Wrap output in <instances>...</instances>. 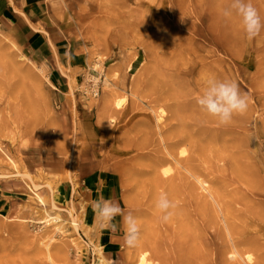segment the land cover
<instances>
[{
	"label": "rangeland",
	"instance_id": "1",
	"mask_svg": "<svg viewBox=\"0 0 264 264\" xmlns=\"http://www.w3.org/2000/svg\"><path fill=\"white\" fill-rule=\"evenodd\" d=\"M46 1L61 32L85 56L87 64L85 69L69 75V93L61 95L53 84L52 70L31 56L20 34L0 27V146L24 175L13 177L15 169L0 152V176H11L0 177V181L16 179L25 187L19 205L7 213L0 212V264H98L96 249L101 247L92 232L90 236L84 229L77 235L73 233L70 211L74 209V216L80 218L79 211L71 202H62L58 192L61 185L55 181L68 168L72 156L74 171L69 182L77 185L92 178L104 182L111 179L118 190V205L125 215L135 216L141 226L140 247L127 246L115 262L105 259L111 264H138L145 252L150 264H160L154 249H166L170 239L180 233L183 237L185 219L180 211L187 207L191 192L185 186H194L202 202L208 196L173 161L159 166L170 159L166 144L178 140L169 138L189 132L185 133L180 122L174 120L175 101L158 80L161 69L173 65L175 57L181 55L196 63L189 80L191 101L197 103L206 88L205 74L235 81L249 101L247 112L227 125L219 124L197 104L184 116L195 113L214 122L192 129L193 134L208 136L221 128L228 130V144L214 148L218 158L212 155L211 169L198 177L207 183L206 188L219 203L209 197L207 211L199 206L190 210L184 222L190 234L188 241L194 250L205 246L213 250L208 264L221 263L220 250L225 251L228 262L247 264L242 258L251 255L250 264H258L264 248L255 250L245 241L260 234L264 243V31L248 41L240 18L222 15L231 0L222 4L212 0L209 4L208 0ZM251 3L264 18V0ZM202 17L210 19L209 25L200 20ZM190 21L193 31L185 27ZM219 31L228 34V55L198 38ZM189 37L197 40L194 58L187 55ZM198 57L218 63L217 67L208 72ZM24 66L39 78H30ZM119 101L121 108L116 107ZM159 116L163 118L160 121ZM208 145L205 142L204 146ZM190 146L181 144L173 152L180 157L182 151H190ZM223 149L227 153L219 159L218 152ZM221 159H225L227 169ZM165 169L171 173L161 179ZM222 171L227 176L223 177L224 184L219 182ZM33 185L39 186L49 209L56 195L65 234L38 223L42 213L37 212L38 205L30 197L29 187ZM250 188L255 190L254 195ZM171 192H175L176 207L171 219L163 222L156 202L161 193L170 200ZM20 217L35 222H21L17 219ZM187 264L206 263L194 256Z\"/></svg>",
	"mask_w": 264,
	"mask_h": 264
},
{
	"label": "bare ground",
	"instance_id": "2",
	"mask_svg": "<svg viewBox=\"0 0 264 264\" xmlns=\"http://www.w3.org/2000/svg\"><path fill=\"white\" fill-rule=\"evenodd\" d=\"M212 1L214 4L224 3V0H212ZM207 2L209 4L210 0H208ZM200 20L201 21L203 20L207 25H209L210 23V19H207L205 17H202V19ZM185 24H186L185 27L188 30H191V31L194 30L193 22L190 21ZM198 38L203 39L204 41H207L208 44L214 45L216 48L227 52V55H228V34H226L224 31L211 33V35L202 34L200 37L198 36ZM161 39L162 37L159 38L157 44L161 43L160 41ZM196 42H197L196 38L189 37L188 40H186V44H185V46H187V49H186L187 55L191 57L193 56V58L196 57L194 56L195 53L193 52L194 50L193 46ZM205 52L212 53L211 51H208V50H206ZM181 56L175 57L176 59L174 60L173 65L165 66L164 68L161 69L162 71H161V74H159L158 76V80L160 81L161 84H163L165 89L167 88L166 92L167 94H169L170 99L175 101L176 111L174 114V120L180 122V124L182 125L181 127L183 128L182 130L184 132L185 131H189V132L188 133L185 132L186 136H182L183 133H181V135L180 133H177V134L172 135V138H169L171 141L178 139L176 142H173L172 145L166 144L165 146V148L168 150L167 153L171 160L166 159L165 162L161 161L159 163V166H161L162 164L171 163V161H173L177 166H179L182 170H184L188 174L187 179L192 178L197 182V184L199 185V190L201 189L208 193V196L206 197L205 201L202 202L200 201L199 197L196 196L194 186L192 185L185 186L186 188H190L191 190L190 195L188 199L186 200V202L188 203L187 207H185L183 211H180L183 219H185L184 222H186L188 221V217L191 214L190 210L194 208V206H199L204 211H207V209L210 208V204L208 203L209 197L213 199L216 204L219 203L216 200V198H214L213 195L210 193V190L206 188L207 183L200 181L198 177L201 175L202 172L209 171V168H210L209 165L211 164V161L209 160L211 159L212 155L218 158V155H215L214 148L216 146H219L220 144H223V145L228 144V141L226 140V138L228 137V130H223V128H221L222 130L218 129V132H213V131L209 132L208 136L207 135L205 136L203 134L190 133V131L194 128H198L205 124H213L214 122L208 118L201 117V115H195V113L191 117L184 118V116H186V113H188L187 111H189L190 108H192L193 106L197 104L189 99L191 95L190 93L192 90L191 84L189 83V80L191 77V68L196 63L194 59H189V58L185 59V57H181ZM199 60L202 62L203 69L207 70L208 72L215 69L218 64L215 62L208 61L209 59H205V58H199ZM24 69L28 71V75L30 76V78H35V77L39 78L38 75L32 69L25 67V66H24ZM204 77L205 78L207 77L206 78L207 81L209 78H212L208 76L207 74H205ZM68 78L72 81V78L70 76H68ZM218 80H228V79L226 78V76H224L223 79L220 78ZM116 107L121 108L122 101L117 102ZM162 119H163L162 116H159L157 118L158 121ZM205 142H209V145L206 147L204 146ZM185 143H189L192 145L190 146V151H182L180 153L181 155L180 157L176 156L173 152L174 147H179L181 144H185ZM0 152L4 154L6 159L10 162L12 167L15 169L16 174L12 176L13 177L24 176L23 174L18 172V167L16 163L13 161V159L10 157L9 154L3 151L1 146H0ZM218 153L221 156L219 157L220 159V158H223L222 154L227 153V150L223 149ZM186 154H190V155H186ZM70 160L71 161L68 164V168L55 177L56 184L62 185L72 180V175L74 171L73 164L75 162L74 161L75 157L72 156ZM221 162H223L226 165V169H227L228 165L225 162V159H221ZM196 163L200 166L195 165ZM159 166L155 164L154 169H157ZM205 166H208V167L205 168ZM225 172L222 171V174H223L222 179L219 180V182L222 184L225 183V178L227 177L225 175ZM249 172H251V174L253 175V172L251 170H249ZM170 173H171L170 170L165 169L162 172L161 179H163L164 176H169ZM0 177L9 178L11 176L3 175ZM173 178L174 177H172L171 179ZM252 184L253 183H251V186L253 187ZM253 188L249 189V192H251L252 195H254L255 193V190ZM29 190H30L31 199L34 202H36L38 205L37 212L42 213V218L40 219V221H38V223L45 224L47 226H53L56 230L61 231L65 234L66 233L64 229L65 224H63L62 217H61L62 209H60L56 205V200H57L56 195L54 194V199L52 203L50 204L51 208L49 209L47 200L45 199L44 196L41 195L39 191L40 190L39 186L33 185L29 187ZM171 193L172 195L170 196V200L174 202L175 192H171ZM219 193L224 194V192H219ZM222 203L224 204V202ZM219 205L221 206L222 204H219ZM226 205L228 204L225 203L224 206L226 207ZM73 212H74V209L70 211V215L72 217V220L70 221V228L72 229L73 233L77 235L80 233L81 229H84L86 231V234L90 236L92 232V227L88 226L84 221L80 220L79 216H74ZM23 213L24 211H21V214ZM17 219L25 223L35 222L34 220L24 219L23 217H20ZM184 222L182 221L183 225L181 226L183 237H181V233H180L177 236H174L173 238L170 239V241L172 242L165 246L166 249H162V248L154 249L153 251L154 257L159 259L160 264H174V261L175 263L179 262L180 264H187L188 260L190 258L192 259L194 256H198L199 262L208 264L207 262L209 260V257H212L213 250L210 247H206V246L204 247V249L194 250L193 245L190 244L188 241V237L190 236V234H188L187 229L184 227L185 225ZM227 229H228V232L230 233L231 228L227 226ZM173 240H174V243H173ZM245 242L249 243L253 249L258 250V251L260 250L262 251V249L264 248V243L262 240V236L260 234H258V236L253 239L246 240ZM197 248L199 247L197 246ZM102 250L103 249L99 247L96 249V252L98 255V264H111L103 256ZM194 252L198 254H195ZM218 255L221 261L220 264H239V263H232V262L226 261L224 250L218 251ZM231 255L236 256V254L234 253ZM238 255L241 256L239 253ZM242 259L247 264H250L252 262L251 255H247L245 258H242ZM138 264H150L149 258L147 257V253L144 252L140 255ZM258 264H264V254L262 255L260 262Z\"/></svg>",
	"mask_w": 264,
	"mask_h": 264
},
{
	"label": "crops",
	"instance_id": "3",
	"mask_svg": "<svg viewBox=\"0 0 264 264\" xmlns=\"http://www.w3.org/2000/svg\"><path fill=\"white\" fill-rule=\"evenodd\" d=\"M53 16L46 0H0V27L20 34L31 56L52 70L51 78L58 92L66 95L71 83L68 76L85 69L87 59L61 32V25ZM24 189L20 180H1L0 212L7 213L16 208ZM58 192L62 202H71L81 220L92 227V237L104 250V257L115 262L127 247L120 216L113 221L117 225L115 231L101 230L92 207L101 196L118 204V190L112 180L104 182L98 177L80 181L77 185L66 182Z\"/></svg>",
	"mask_w": 264,
	"mask_h": 264
},
{
	"label": "clouds",
	"instance_id": "4",
	"mask_svg": "<svg viewBox=\"0 0 264 264\" xmlns=\"http://www.w3.org/2000/svg\"><path fill=\"white\" fill-rule=\"evenodd\" d=\"M222 15L225 18L237 16L240 18L245 38L251 41L264 31V18L253 6L251 0H231ZM200 110L213 117L221 125L229 124L237 115H244L249 107L246 94L241 93L238 84L233 80H218L209 78L207 86L197 97ZM93 211L99 220L101 230L115 231L117 225L113 223L117 216L123 218L125 243L130 248H138L142 243V231L138 220L131 213L125 215L121 207L102 196L93 202ZM157 209L161 212L163 222H168L175 203L169 200L166 193H161L157 202Z\"/></svg>",
	"mask_w": 264,
	"mask_h": 264
},
{
	"label": "built area",
	"instance_id": "5",
	"mask_svg": "<svg viewBox=\"0 0 264 264\" xmlns=\"http://www.w3.org/2000/svg\"><path fill=\"white\" fill-rule=\"evenodd\" d=\"M98 93H99L98 91H97V92H94V96H97V95H98Z\"/></svg>",
	"mask_w": 264,
	"mask_h": 264
}]
</instances>
